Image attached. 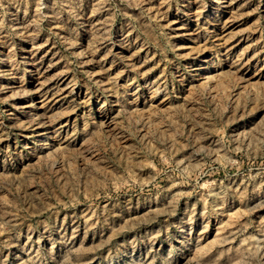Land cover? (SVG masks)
Returning a JSON list of instances; mask_svg holds the SVG:
<instances>
[{
  "label": "rangeland",
  "instance_id": "obj_1",
  "mask_svg": "<svg viewBox=\"0 0 264 264\" xmlns=\"http://www.w3.org/2000/svg\"><path fill=\"white\" fill-rule=\"evenodd\" d=\"M0 264H264V0H0Z\"/></svg>",
  "mask_w": 264,
  "mask_h": 264
},
{
  "label": "bare ground",
  "instance_id": "obj_2",
  "mask_svg": "<svg viewBox=\"0 0 264 264\" xmlns=\"http://www.w3.org/2000/svg\"><path fill=\"white\" fill-rule=\"evenodd\" d=\"M221 1H223V0H221ZM219 2V1H218ZM222 3V2H221ZM224 4V3H223Z\"/></svg>",
  "mask_w": 264,
  "mask_h": 264
}]
</instances>
